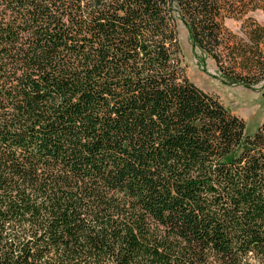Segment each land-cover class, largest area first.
Masks as SVG:
<instances>
[{"label": "trees", "instance_id": "obj_1", "mask_svg": "<svg viewBox=\"0 0 264 264\" xmlns=\"http://www.w3.org/2000/svg\"><path fill=\"white\" fill-rule=\"evenodd\" d=\"M264 0H0V264H239L264 247V122L190 82L176 22L260 86ZM249 264H256L249 262Z\"/></svg>", "mask_w": 264, "mask_h": 264}, {"label": "rangeland", "instance_id": "obj_2", "mask_svg": "<svg viewBox=\"0 0 264 264\" xmlns=\"http://www.w3.org/2000/svg\"><path fill=\"white\" fill-rule=\"evenodd\" d=\"M248 16L258 23L264 22V15L256 11L240 20L225 19L223 24L229 31L240 34L241 25ZM176 23L177 58L184 76L201 90L216 96L231 113L240 117L245 124V134L251 136L264 122L263 90L260 86L245 87L225 82L214 60L193 42L187 26L181 20ZM238 261L239 264H264V247L239 257Z\"/></svg>", "mask_w": 264, "mask_h": 264}]
</instances>
